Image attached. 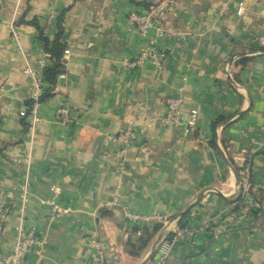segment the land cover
Returning <instances> with one entry per match:
<instances>
[{"label":"crops","instance_id":"1","mask_svg":"<svg viewBox=\"0 0 264 264\" xmlns=\"http://www.w3.org/2000/svg\"><path fill=\"white\" fill-rule=\"evenodd\" d=\"M159 1L0 0V256L21 225L43 244L20 264H141L164 224L137 235L127 211L186 215L193 232L164 264H264V0H243V14L239 0H174L158 19L160 64L126 66L149 39L128 12ZM58 25L62 71L26 116L51 63L40 30L52 42ZM173 95L181 121L164 125ZM63 103L68 124L55 119ZM129 126L124 150L114 137ZM246 164L249 210L236 183ZM54 204L67 211L51 217Z\"/></svg>","mask_w":264,"mask_h":264},{"label":"built area","instance_id":"2","mask_svg":"<svg viewBox=\"0 0 264 264\" xmlns=\"http://www.w3.org/2000/svg\"><path fill=\"white\" fill-rule=\"evenodd\" d=\"M174 6V0H161L145 10H130L128 12V19L131 20L137 30L144 36L148 38V44L141 50L138 56L132 60H126L125 65L129 67H134L136 65L142 64L145 60L151 59L157 65L160 64L163 53L156 48V38L162 36L164 33L158 19L162 18L163 15ZM245 11V4L243 0L236 2V12L238 14H243ZM155 32V34H154ZM48 84L43 80L42 76L39 75L35 78L34 85L31 89L29 99L33 100L32 106L30 107L29 113H34V109L38 101V97L43 93L44 89ZM182 104L183 98L179 95L170 96L167 100L166 112L161 118V122L164 125H169L172 123L179 124L182 115ZM55 119L62 123L68 124L73 121L71 115L70 106L67 103L59 105L55 109ZM115 141L122 149H127L132 144L134 133L131 126L126 127L119 131L115 135ZM243 179L237 187L239 193H241L243 202L247 205L246 210L253 208V186L254 184L250 180V169L246 164L243 168ZM67 211V209L54 204L52 208L51 217L59 216L60 214ZM127 218L134 223L136 227L135 233L137 235L142 234V229L140 225L152 221H161L164 224V232L156 245L157 258L155 260L156 264H164L165 258L171 250V247L176 239L182 236L184 233L193 232L191 228H181L177 223L172 222L167 216L160 213L142 215L138 213H130L125 211ZM245 217V215L243 214ZM0 223V232H1ZM170 234V235H169ZM43 244L42 238L38 236L35 228H25L23 226L18 227V237L10 253L0 256V264H20L23 256L28 252L29 249L34 247H40Z\"/></svg>","mask_w":264,"mask_h":264},{"label":"trees","instance_id":"3","mask_svg":"<svg viewBox=\"0 0 264 264\" xmlns=\"http://www.w3.org/2000/svg\"><path fill=\"white\" fill-rule=\"evenodd\" d=\"M61 34H62V28L61 26L58 25V32L56 33L55 39L52 42H50V40H48L47 37H45V35L43 34V31L40 30V38L43 42V51L50 58L51 63L46 65V67L42 71V78L48 84V86L44 89L43 93L38 97L39 102H41L42 100L46 99L47 97L51 95L53 87L56 84L57 76L62 71L61 56H62V50H63V43L61 41ZM32 103H33L32 99H28L26 101L27 109L24 113L26 116L29 113ZM219 120H216L214 122V125L217 124ZM256 194H257V191H256ZM239 196L240 195H238L237 198L238 199L241 198V200H243L242 195L240 196V198ZM185 216L186 215H183L182 217H180L178 221V225H180V227L184 225L183 221H184ZM161 227H162V224L160 223L157 224L155 226V232L160 230ZM138 242L146 243V240H143V238H140Z\"/></svg>","mask_w":264,"mask_h":264},{"label":"water","instance_id":"4","mask_svg":"<svg viewBox=\"0 0 264 264\" xmlns=\"http://www.w3.org/2000/svg\"><path fill=\"white\" fill-rule=\"evenodd\" d=\"M236 183H237V186H238V185H239V178H238L237 175H236ZM200 196H201V195H199V196L197 197V200L200 198ZM193 203H195V202H193ZM193 203H192L189 207H186V208L182 211V213H184L188 208H190V207L193 205ZM164 229H165V227H163V228L160 230V232L158 233V235H157V237H156V239H155V241H154V243H153V245H152V247H151V249H150L148 255L145 257V259L142 261L141 264H143L144 262H146V261L151 257V255L153 254V252H154V250H155V248H156V245H157L158 241L160 240V238H161V236H162V234H163V232H164Z\"/></svg>","mask_w":264,"mask_h":264},{"label":"rangeland","instance_id":"5","mask_svg":"<svg viewBox=\"0 0 264 264\" xmlns=\"http://www.w3.org/2000/svg\"><path fill=\"white\" fill-rule=\"evenodd\" d=\"M242 175H243V173H242Z\"/></svg>","mask_w":264,"mask_h":264}]
</instances>
